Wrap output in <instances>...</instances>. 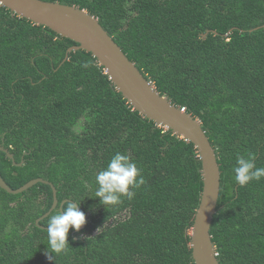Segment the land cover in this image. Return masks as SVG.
<instances>
[{"label": "trees", "instance_id": "16d2710c", "mask_svg": "<svg viewBox=\"0 0 264 264\" xmlns=\"http://www.w3.org/2000/svg\"><path fill=\"white\" fill-rule=\"evenodd\" d=\"M43 1L95 16L162 96L201 121L221 171L217 258L264 264V178L239 186L233 172L238 154L264 167V0ZM76 45L0 4V146L14 155L0 151L1 176L13 190L43 178L57 190L53 212L76 201L87 218L68 251L53 254L47 217L37 224L52 187L0 188V264H195L197 149L136 111L91 53L65 61ZM117 152L146 183L102 206L95 177Z\"/></svg>", "mask_w": 264, "mask_h": 264}, {"label": "water", "instance_id": "95a60500", "mask_svg": "<svg viewBox=\"0 0 264 264\" xmlns=\"http://www.w3.org/2000/svg\"><path fill=\"white\" fill-rule=\"evenodd\" d=\"M0 4L13 14L36 25L47 27L61 37L77 43L69 49L65 61L71 51L85 50L91 53L100 66L104 67L105 73L117 90L136 111L155 122L159 127L171 130L175 135L194 144L202 162L204 186L191 232L192 255L195 264H220L211 227L217 214L221 191V171L216 151L201 121L182 112L169 99L162 96L154 84L142 74L136 64L128 58L122 48L102 27L99 20L87 11L75 6L43 0H0ZM0 151H4L14 162V155L3 146H0ZM38 183L52 187L54 202L50 211L37 220V224L48 217L59 205L55 186L43 178H38L13 190L0 173V188L12 195L26 192Z\"/></svg>", "mask_w": 264, "mask_h": 264}, {"label": "clouds", "instance_id": "9594fccd", "mask_svg": "<svg viewBox=\"0 0 264 264\" xmlns=\"http://www.w3.org/2000/svg\"><path fill=\"white\" fill-rule=\"evenodd\" d=\"M234 180L239 186H246L264 178V167H257L255 156L237 155L233 168ZM98 185L95 197L102 206H117L122 198L132 200L137 190L146 183L141 170L128 155L117 152L107 167L95 177ZM80 203L68 201L46 220L47 250L59 255L69 249V234L74 229L79 232L87 223L86 215L79 208ZM100 229H98L99 231ZM51 260L52 257L48 256Z\"/></svg>", "mask_w": 264, "mask_h": 264}, {"label": "built area", "instance_id": "2783aa9c", "mask_svg": "<svg viewBox=\"0 0 264 264\" xmlns=\"http://www.w3.org/2000/svg\"><path fill=\"white\" fill-rule=\"evenodd\" d=\"M180 110H181L182 112H185V108H180Z\"/></svg>", "mask_w": 264, "mask_h": 264}]
</instances>
